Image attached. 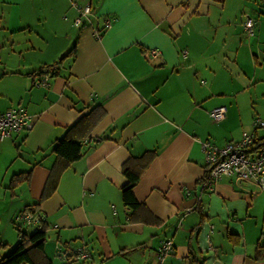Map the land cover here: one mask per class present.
Masks as SVG:
<instances>
[{"label":"crops","instance_id":"1","mask_svg":"<svg viewBox=\"0 0 264 264\" xmlns=\"http://www.w3.org/2000/svg\"><path fill=\"white\" fill-rule=\"evenodd\" d=\"M46 69L48 84L37 85ZM95 105L104 114L80 140L82 156L42 197L52 142ZM219 105L227 112L215 121ZM16 106L32 127L0 139V258L19 240L17 225L29 234L44 223L53 264L73 250L87 256L69 264H188L192 255L264 264V188L232 175L207 189L198 182L203 141L223 146L264 120V0H0V111ZM148 150L132 214L122 165ZM28 170L11 191L13 174ZM27 204L42 221L16 222ZM166 237L173 247L159 260Z\"/></svg>","mask_w":264,"mask_h":264},{"label":"trees","instance_id":"2","mask_svg":"<svg viewBox=\"0 0 264 264\" xmlns=\"http://www.w3.org/2000/svg\"><path fill=\"white\" fill-rule=\"evenodd\" d=\"M63 58L64 56H62L58 62L53 64L52 67H57ZM103 114V107L100 105H95L89 108L86 112L82 113L73 124L66 128L65 133L61 137L56 138L52 142L51 150L56 155V160L50 168V173L46 180L42 197L55 188L56 181L61 172L66 169L72 161L82 156L83 149L80 140L88 136L94 125L102 118ZM257 128L259 127L255 126L253 131L254 147L264 145V133L258 135L256 132ZM154 155L155 151L148 150L137 157L126 160L122 165V171L126 177V183L121 188L122 201L124 205L132 209V214L141 207V203L134 195L133 186L140 178ZM208 172L209 164H205L204 174L198 182L204 180ZM30 174L31 170L13 174L9 182L10 190L13 191L14 187L18 184L23 181H28ZM37 205L38 204H27L21 209L19 214L27 213L30 216H35L38 209ZM39 221H42L41 218ZM16 228L18 229L19 240L9 253L0 258V264H53L51 259L44 252V242L46 240L44 223H40V228L29 234L22 232L18 228V225ZM63 245L65 247L64 251L67 252L70 250L69 245ZM79 253L78 250L71 251L66 257V263L69 264L74 259H77ZM188 264H197V259L194 258L193 255L190 256Z\"/></svg>","mask_w":264,"mask_h":264},{"label":"built area","instance_id":"3","mask_svg":"<svg viewBox=\"0 0 264 264\" xmlns=\"http://www.w3.org/2000/svg\"><path fill=\"white\" fill-rule=\"evenodd\" d=\"M81 15H86L90 11V5L78 6ZM80 17L76 21H79ZM110 23L106 21L105 26ZM253 18L247 16L244 26L249 34L253 33ZM152 55L158 53L157 49L150 50ZM38 78L35 80L37 85L46 86L50 76L49 69L38 70ZM226 107L223 105L215 106L209 110V115L215 121H221L226 116ZM254 126L264 127V120L254 119ZM32 127L31 115L23 106L10 107L0 111V139L11 136L13 133L27 130ZM253 132L242 131L238 140H231L223 146H218L209 140L202 142V149L205 154V162L209 164V172L204 180L201 181L202 189H207L222 175H232L237 181H252L259 188H264V145L253 146ZM16 221H23L25 224L38 223L39 215L30 216L21 213L16 216ZM173 241L171 237H166L160 241L157 257H163L172 250ZM79 256L85 258L87 255L80 252Z\"/></svg>","mask_w":264,"mask_h":264},{"label":"rangeland","instance_id":"4","mask_svg":"<svg viewBox=\"0 0 264 264\" xmlns=\"http://www.w3.org/2000/svg\"><path fill=\"white\" fill-rule=\"evenodd\" d=\"M76 4H80L79 2H75ZM257 118H259V117H257ZM259 129V133H263V131H264V127H259L258 128ZM21 226L23 227V228H25V225L24 224H21ZM78 262V264H80L79 262H81V261H77ZM56 264H60L59 262L58 263H56Z\"/></svg>","mask_w":264,"mask_h":264}]
</instances>
